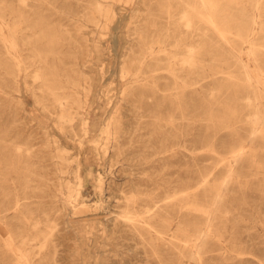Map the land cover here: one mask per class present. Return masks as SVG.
Here are the masks:
<instances>
[{"label": "rangeland", "instance_id": "374dc122", "mask_svg": "<svg viewBox=\"0 0 264 264\" xmlns=\"http://www.w3.org/2000/svg\"><path fill=\"white\" fill-rule=\"evenodd\" d=\"M263 70L264 0H0V264H264Z\"/></svg>", "mask_w": 264, "mask_h": 264}, {"label": "bare ground", "instance_id": "6f19581e", "mask_svg": "<svg viewBox=\"0 0 264 264\" xmlns=\"http://www.w3.org/2000/svg\"><path fill=\"white\" fill-rule=\"evenodd\" d=\"M205 6V5H204ZM206 8V7H205ZM248 35V34H247ZM168 37V36H167ZM170 37V36H169ZM162 39V38H161ZM247 39V38H246ZM154 47V46H153ZM151 49V48H150ZM150 49H149V52H150ZM144 50V49H143ZM192 50V49H191ZM147 52V51H146ZM192 52V51H191ZM145 55V54H144ZM189 55H191V54H189ZM106 56V55H105ZM192 56V55H191ZM158 58V57H157ZM174 57H172V59H173ZM189 58V57H188ZM192 58V57H191ZM142 59V58H141ZM143 59H144V57H143ZM186 60V59H185ZM187 60H189V59H187ZM192 60V59H191ZM190 60V61H191ZM155 61V60H154ZM160 61V60H159ZM168 61H172V60H168ZM140 62V61H139ZM150 62V60L148 61V63ZM134 63V62H133ZM141 63V62H140ZM147 63V62H146ZM155 64V63H154ZM192 64V63H191ZM153 65V64H152ZM151 65V66H152ZM147 66V65H146ZM150 66V67H151ZM140 68V67H139ZM149 68V67H148ZM135 69V68H134ZM161 70V69H160ZM173 70V69H172ZM113 71V70H112ZM130 71V70H129ZM133 71V70H132ZM154 71V70H153ZM121 72V71H120ZM248 72V71H247ZM258 72V71H257ZM263 73H264V70H263ZM262 73V74H263ZM133 74V73H132ZM135 74V73H134ZM158 77V76H157ZM261 78V77H260ZM261 79H263V78H261ZM136 80V79H135ZM254 81V80H253ZM256 81V80H255ZM163 89V88H162ZM160 90V89H159ZM155 92V91H154ZM157 92V91H156ZM161 92V91H160ZM170 97V96H169ZM108 98V97H107ZM249 98V97H248ZM247 98V99H248ZM251 98V97H250ZM114 100V99H113ZM249 100V99H248ZM251 100V99H250ZM99 101V100H98ZM128 105V104H127ZM121 110V109H120ZM257 110V109H256ZM90 112V111H89ZM120 114V113H119ZM257 115V114H256ZM254 116V115H253ZM259 116H260V114H259ZM87 117V116H86ZM89 120V117H87V118H85V124H89L87 121ZM257 120V119H256ZM107 122V121H106ZM125 122V121H124ZM127 122H128V120H127ZM258 122H259V120H258ZM262 122V121H261ZM82 123H83V121H82ZM84 124V126H85V131H84V135H83V139L81 140V142H80V144H79V154L80 155H83L84 154V152H85V149H86V145H87V143L88 142H86V139L85 138H87L89 135H88V125H85ZM125 124V123H124ZM95 127H96V125H95ZM124 127V126H123ZM107 128V127H106ZM83 129V128H82ZM129 129V128H128ZM106 130V129H105ZM124 130V129H123ZM122 131V130H121ZM110 132V131H109ZM123 132V131H122ZM101 133V132H100ZM102 133H103V131H102ZM125 133V132H124ZM114 134V133H113ZM101 136V135H100ZM111 136V135H110ZM113 137V136H112ZM102 140V139H101ZM95 141V140H94ZM93 142V141H92ZM96 142V141H95ZM157 142V141H156ZM155 142V143H156ZM103 143H104V141H103ZM106 143V142H105ZM91 144V143H90ZM102 144V143H101ZM93 145V144H92ZM92 145H91V147H92ZM97 145V144H96ZM100 145V144H99ZM118 145V144H117ZM88 146V145H87ZM115 145H113V147H114ZM159 146V145H158ZM172 146V145H171ZM106 146H104L103 145V148H105ZM109 147V146H108ZM120 147H121V145H120ZM167 147H168V145H167ZM102 148V147H101ZM102 148V149H103ZM115 148V147H114ZM117 149H118V147H116ZM115 148V149H116ZM173 148V147H172ZM100 149V148H99ZM107 149V148H106ZM109 149H111V148H109ZM116 149V150H117ZM115 152V151H114ZM99 153V152H98ZM105 154V153H104ZM108 154V153H107ZM119 155V154H118ZM117 156V155H116ZM106 157H107V155H106ZM82 159V158H81ZM104 159H105V157H104ZM107 160V159H106ZM79 163H81V162H79ZM82 164V163H81ZM81 165H78V169H77V179H78V190H77V195H76V200L78 201L77 202V205H76V207H79L78 209H82L83 207H86V203H83V202H79V190H81L80 189V185H81V182L83 181V180H81V175H80V173H81V167H80ZM84 166V165H83ZM102 180L99 178L98 179V182H97V191H101L102 190ZM96 191V190H95ZM4 193V192H3ZM96 193V192H95ZM19 196V195H18ZM14 197V196H13ZM12 197V198H13ZM72 197V196H71ZM15 198V197H14ZM68 199V198H67ZM9 200V199H8ZM11 200V199H10ZM69 200V199H68ZM71 201V200H70ZM2 202V201H1ZM6 202V201H5ZM10 202V201H9ZM69 202V201H68ZM3 203V202H2ZM8 203V202H7ZM4 204V203H3ZM12 204V203H11ZM99 204V203H98ZM23 205V203H21V205L20 206H22ZM8 206V205H7ZM9 206H11V205H9ZM75 206V205H74ZM2 207H3V205H2ZM10 212V211H9ZM4 213V212H3ZM2 213V214H3ZM7 213V212H6ZM210 216V215H209ZM2 217V216H1ZM210 218V217H209ZM1 219V218H0ZM211 222V221H210ZM206 225H207V223H206ZM34 227V226H33ZM202 231H204V230H202ZM21 232V231H20ZM19 234V233H18ZM204 234V233H203ZM207 235V234H206ZM206 237V236H205ZM3 238V237H2ZM204 238V237H203ZM11 239V238H10ZM24 239H26V238H24ZM30 239V238H29ZM202 239V238H201ZM200 239V240H201ZM199 239H198V241H200ZM22 241V240H21ZM198 243V242H197ZM203 243V242H202ZM201 243V244H202ZM44 244V243H43ZM8 246V245H7ZM9 248V247H8ZM42 248V247H41ZM19 250V249H18ZM35 251V250H34ZM2 253V252H1ZM15 256V255H14ZM7 258V257H6ZM34 259V258H33ZM2 260V259H1ZM5 262V261H4Z\"/></svg>", "mask_w": 264, "mask_h": 264}]
</instances>
